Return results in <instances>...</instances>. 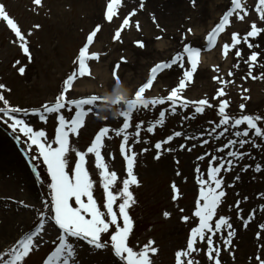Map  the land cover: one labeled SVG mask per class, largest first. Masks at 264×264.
I'll return each mask as SVG.
<instances>
[{"label": "snow or ice", "instance_id": "snow-or-ice-1", "mask_svg": "<svg viewBox=\"0 0 264 264\" xmlns=\"http://www.w3.org/2000/svg\"><path fill=\"white\" fill-rule=\"evenodd\" d=\"M36 8L43 7V0H33ZM193 8L197 7V0H190ZM123 0H106L105 10L102 18L107 22H113L118 16V10L123 7ZM145 8V0H139L137 8H132L126 13L120 11L119 18L122 19L112 36L113 42L123 43L122 32L125 29L135 28L137 32H142L141 22L133 18L138 11ZM252 6L248 0H230V6L223 11L219 20L207 32L206 43L196 45L194 41H189L191 35L195 37L196 32L193 27H187L181 34V48L175 51L169 58L155 62L150 68L148 75L134 90L133 94H121L117 88L116 98L102 96L97 93L88 95H76L74 85L77 80L88 77L94 78L89 65L90 60L99 62L101 56L108 55L107 52H89L90 46L94 44V39L102 31V24L96 23L86 34V42L79 49L78 55L72 61L73 70L66 76L62 83L61 90L51 101L44 102L38 108H25L13 106L9 99L0 91V122L7 125L15 135L17 141L23 137V143L27 145L26 151L31 153L35 147V155H30V159L40 160L46 169L48 181L47 192L41 200L42 210H37L38 219L33 226L25 230L14 243L0 249V264H26L27 258L41 247L51 244L54 247L42 258L41 264H82L78 249H82L81 241L86 244L93 254L100 252H110L113 257V264H154L153 256L158 254L159 249L156 242L149 239L142 247L131 246L130 236L135 227V221L130 214V209L138 203L132 190L133 186L139 187L140 180L135 173L138 153L134 146L137 144L151 143L142 138V133L154 134L158 127L162 128L166 124L168 115H179L178 109L185 110L181 123L195 120L197 115L204 114L206 109H212L216 113L217 119L207 121L209 127L198 130V135H187L184 131L174 130L164 138L157 140L152 148L155 149L154 159L159 160L165 153H173L176 148L171 147V143L176 138H183L185 143L178 145L180 150L192 152L199 146H207L210 141H216L219 146H215L213 151H205L198 155V161L208 160L206 172H201L199 165L195 168L196 182L198 184V196L194 201L191 215H181L180 219L185 224H191L186 236L185 244L174 253V264H222V251H227L231 259H236V249L233 239L237 231L233 226L232 217L218 215V209L222 205L227 193L225 191V180L221 175L223 172H232L237 166L240 172H247L253 168L256 173L264 172V159L255 162L252 157V150L258 149L264 153V111L248 110L247 101L251 99L247 93L248 88L240 85L238 111L230 110L233 100L227 99L226 89L229 85H235V79H225L217 74L212 77L218 87L211 97L205 93L201 98H189L185 95V90L194 82L195 74L201 63L200 55L203 50H211L217 43V38L226 28L234 22H248ZM50 11V9H49ZM255 18L251 19L250 29L243 35L239 31H232L230 43L222 45V55L227 58L230 51L235 49L234 55L238 58L233 69L240 68V61L246 65V75L242 80H264V0H255ZM0 17H2L10 29L14 32L16 41L23 53L29 60L32 54L29 49L27 36L32 35L29 31L27 36L21 27L11 18L6 11V6L0 3ZM151 19L155 28L160 34H153L156 41H162L167 29L162 27L157 21L155 14H151ZM189 22L192 17H188ZM40 24L33 25L39 29ZM259 38L260 43L254 41ZM246 45L247 55L239 47ZM134 45L141 50L147 48L144 38L134 39ZM20 61L17 60L16 64ZM127 63V57L121 55L112 69L114 85L121 83L119 71L121 64ZM180 70V75L169 90L167 95L147 96V90L151 89L158 78L171 71L173 68ZM259 69V74L254 75V71ZM24 67L19 68L23 74ZM216 73L220 72L219 66H214ZM229 77H234L235 72L230 69L227 73ZM6 85L0 83V90H5ZM11 92V89H6ZM104 104H117L120 106L118 116L122 123L118 127L104 123L94 134L84 150L73 146L72 136H79L80 130L86 125L89 116L107 121V117H101L100 107ZM192 109V115H188L186 110ZM153 110L158 114L151 120L140 119L142 112ZM65 112L68 115H65ZM30 114L38 115L39 121L47 124L49 117L54 116V135L49 138L45 128H36L30 122ZM134 131H130L133 129ZM121 138L119 153L125 162V178L120 181L122 187L118 191L113 188L119 180L118 174L110 170L106 163L102 150L105 147V140L112 139V135ZM207 137V138H204ZM192 143L190 146L188 142ZM259 141V142H258ZM167 146V147H166ZM248 149V150H246ZM150 148L142 147L141 152H148ZM74 152L75 159L70 165L69 154ZM94 156V163L100 178L103 189V202L100 203L94 196L96 181L92 179L87 167L89 155ZM252 157L253 163H241ZM115 157L113 156V159ZM179 164V160L175 161ZM36 176L40 179L41 186L45 181L40 175L38 168L33 163ZM179 176L181 173L176 172ZM205 176L207 178H205ZM237 174L233 182L226 186L231 188L235 182L240 180ZM173 192L172 200H178L181 192L176 182L171 183ZM236 195H239L237 193ZM258 198L264 200V191L258 193ZM11 199V198H9ZM249 198L243 197L246 202ZM25 208H34L24 201H16ZM241 200L235 201L237 219L242 222L245 229L250 223H257L258 230L255 232L257 241L256 251L248 257V264H264V216L257 221V208H252L244 216V209L240 207ZM259 211L264 213V203L258 205ZM232 205H229V210ZM180 213L185 209L180 208ZM171 212L165 211L163 216L168 218ZM51 224L56 230V236L52 240H45L46 226ZM107 237L105 239L104 237ZM217 240L220 243H217ZM202 257V258H201Z\"/></svg>", "mask_w": 264, "mask_h": 264}, {"label": "rangeland", "instance_id": "rangeland-1", "mask_svg": "<svg viewBox=\"0 0 264 264\" xmlns=\"http://www.w3.org/2000/svg\"><path fill=\"white\" fill-rule=\"evenodd\" d=\"M147 0H145V3ZM206 1H202L204 4ZM214 2V1H212ZM230 3V1H228ZM227 2V3H228ZM6 6V11L9 16L18 23L21 30L27 36L29 31L32 35L27 36L29 42V49L32 54L31 60L23 53L19 46V42L13 43L17 38L14 32L7 25V22L0 17V83L6 85V89H11V92L0 90L4 92V95L13 106H20L25 108H38L44 102L51 101L59 93L62 87V83L66 76L73 70L72 61L78 55L79 49L86 42V34L96 24H102V31L98 33L94 39V44L101 45L97 52L105 53L108 55L101 56L99 62L90 60L88 63L90 68L102 63V67L109 72L112 76V66L110 65L112 60H118L121 55L125 56V51L129 48H137L134 45L133 38L144 37L142 32H137L135 28L125 29L122 32L123 43L113 42L112 36L114 35L117 26L122 23V19L119 18V12L126 13L132 8H137L139 0H123V7L118 10V16L114 17L113 22H107L102 18V13L105 10L106 0H43V7L36 8L33 4V0H0ZM201 3V4H202ZM209 3V2H208ZM207 3V7H208ZM182 6L185 10L181 12V15L195 16L196 12L189 2V0H182ZM191 6V7H190ZM198 7V0H197ZM196 7V8H197ZM206 7V4H205ZM50 9V11H49ZM223 9V8H222ZM141 11H138L137 15L133 18L139 20ZM189 15V16H188ZM150 27L154 24L151 17ZM40 24L39 29L33 28V25ZM198 26V25H197ZM187 27H195L193 24L179 22L178 35L181 39V34ZM243 35V34H242ZM190 35L188 37L191 38ZM222 40L228 38L225 34L220 36ZM205 42V37H201ZM163 40L171 41L172 38H164ZM154 42H157L156 40ZM230 43V40H229ZM94 44L90 46L89 52L96 51ZM181 44V43H180ZM113 45H119V50L113 51L111 49ZM122 47V48H120ZM245 55L249 54L246 45L241 44ZM264 47V45L262 46ZM214 48V47H213ZM209 51L202 50L207 55L210 51L216 52V48ZM176 51L173 49L172 52ZM235 49L230 51L229 55L223 61L220 66V72L216 73L214 69L206 74L207 81H210V88L201 94L193 95V85L200 79L198 72L195 74L194 82L188 86L185 90V95L189 98H201L205 93L209 97L215 94L217 89L216 81L212 80L214 75H225L226 79H235V85H229L226 89L228 96L227 99L233 100L230 105V110L233 112L238 111V102L240 91L234 92V88L243 85L244 88H248L247 95L251 97L247 101L248 110H261L264 111V80H242L241 77L246 75V65L240 61V68L235 70V76L229 77L227 75L230 69H233L232 64H236L238 58L234 55ZM203 53V55H204ZM166 59V58H165ZM19 60L20 63L16 64ZM151 61V60H150ZM226 66V67H224ZM24 67L23 74L19 72V68ZM150 67H145L143 72H149ZM200 66H198V69ZM226 70V71H223ZM169 73V75H167ZM211 74V75H210ZM259 74V69L254 71V75ZM180 75V70L173 68L170 71L158 78L154 82L151 89L147 90L146 95L151 97L154 95H167L168 90L175 85ZM91 79L92 78H82ZM145 79V78H144ZM143 79V80H144ZM80 80V79H79ZM154 86H156L154 88ZM259 91L261 99L255 100L252 95L255 91ZM117 88L116 85H109V90L106 94L97 92L102 96L106 95L113 99L116 98ZM121 94H125L120 91ZM130 93L128 95H131ZM2 106V105H0ZM101 117H107L108 120L97 119L95 116H89L86 120V125L80 130L79 136H72L73 146L84 150L90 141L94 138L95 132L104 123L111 125L112 127H118L122 123L121 118L117 115L120 111V106L117 104H104L99 105ZM179 115H168L166 124L164 127H158L154 134L142 133V138L149 140V144H137L134 146L135 151L138 153L137 162L135 166V173L140 180V186H133L132 190L138 201L130 209V214L135 221V227L132 235L130 236L131 246L142 247L149 239L156 242V246L159 249L158 254L153 256L154 264H174L175 251L185 244L186 236L188 234L191 224H185L181 221V215H191L193 210L194 201L198 196V184L196 182L195 168L199 165L201 172H206L208 166L207 158L204 161H198L196 157L203 154L205 151H213L215 146H219L216 141H210L207 146H199L198 141L188 142L189 146L192 143H197L198 146L192 152L186 150H180L178 145L185 143L183 138H176L171 143V147L176 148L173 153H165L161 159H154L155 149L152 145L166 135L170 134L174 130L184 131L187 135H198V130L201 128L207 129L209 127L207 121L217 119L216 113L212 109H206L204 114L197 115L195 120H189L181 123L182 115L185 114V110L178 109ZM188 115H192L193 110H186ZM157 111L148 110L142 112L139 115L140 119L151 121L156 115ZM67 116L68 113L65 112ZM30 122L36 127H43L46 129L49 138L54 135L55 118L50 116L47 124L39 121L38 115L30 114ZM1 134L11 144L10 146L14 150L15 157L18 161H23L27 172L29 173L28 179L32 182V189H28L25 185L10 181L12 174L6 172L5 180L9 181V185L2 186L0 184V231L4 224L15 225L23 231L17 235L18 238L25 230L30 229L34 222L37 221V210H42L41 200L47 192L46 180L44 187L41 186L40 179L36 176V171L33 169L34 161L30 159V155H35L36 150L33 146L31 153L26 151L27 145L23 143V137L20 141H17L12 130L0 122ZM130 131H134L130 129ZM112 139L105 140V147L102 150L106 163L109 164L110 170L117 172L119 180L113 188V191H118L122 184V181L126 176L125 162L123 161L119 153V144L121 142L120 137H116L114 134ZM207 138V137H204ZM259 142V141H258ZM142 147L150 148V151L144 153L141 152ZM167 147V146H166ZM248 150V149H246ZM113 156L115 157L113 159ZM252 157H255V162H260L264 159V153H261L258 149L252 150ZM252 157H249L246 161L241 163H253ZM75 159V153L69 154L70 165ZM179 160V164L175 161ZM39 161L40 164L41 161ZM33 162V163H32ZM39 165V164H38ZM40 166V165H39ZM92 179L96 181L94 196L98 202H103V189L100 184V178L98 171L94 163V156L89 155L87 165ZM179 171L181 175L177 176L176 172ZM239 174L240 180L235 182L234 187H227V184L233 182L234 177ZM225 180L226 197L220 208L218 209V215H227L232 217V223L237 231V235L233 239V244L236 249V259L233 261L227 251H222V264H248V257L252 255L257 249V241L255 239V232L258 230L257 223L253 222L249 224V227L245 229L242 222L237 217L235 208V201L241 200L240 207L244 209V216L247 218V214L252 208H257V221L261 220V216L264 213L259 211L258 205L264 203V200L258 198V193L264 191V172L256 173L253 168H250L247 172H240V167L237 166L232 172L221 173ZM3 174L0 175V178ZM205 178H207L205 176ZM4 179H0V182ZM175 181L180 189L181 196L178 200H172L171 183ZM3 183V182H2ZM12 183V185H10ZM239 193V195H236ZM5 196V197H2ZM247 196L249 199L244 202L243 197ZM11 198V199H9ZM24 201L28 205H34V208H25L16 201ZM229 205H232V209L229 210ZM184 208L185 212L180 213L179 209ZM165 211L171 212L172 215L168 218L163 216ZM264 222V221H261ZM56 236V230L48 224L45 230V240H52ZM11 234L8 236L0 233V249H4L14 243L15 239H11ZM107 239V237H104ZM10 239V240H9ZM217 243H220L217 240ZM83 245L82 249H78L79 257L82 264H113V257L110 252H100L93 254L90 252L89 247L80 242ZM54 247L51 244L44 245L39 251L34 252L26 260V264H41L42 258H45L46 254ZM202 258V257H201Z\"/></svg>", "mask_w": 264, "mask_h": 264}, {"label": "bare ground", "instance_id": "bare-ground-1", "mask_svg": "<svg viewBox=\"0 0 264 264\" xmlns=\"http://www.w3.org/2000/svg\"><path fill=\"white\" fill-rule=\"evenodd\" d=\"M202 1H206V3L204 2L203 4ZM228 1L230 0H198V7L195 8L194 11H192L196 12V15H190L192 17V20L189 22L187 15H181V12L185 10V7H183L181 4L182 0H147V2L145 3V8L142 9L141 14L139 16V21H142L143 25L145 26V28H143L142 26V28L144 29V31L142 32L144 34V37L142 38L146 40L147 48L145 50H141L139 48L137 49L134 47L130 49L128 48L127 51H125L127 63L121 64V69L119 71L121 83L119 85H116V88H119V90L124 92L126 95L133 93L136 87L143 81L144 78L146 79L148 75L147 72H143V70H146V66H153L155 62H158L159 60L165 58H169L172 54L175 53V51L172 52L173 49H176L177 51L181 48L180 36L177 34L180 20L185 23V25L193 24L195 26L194 30L196 32V35L195 37L192 36L191 38H189V41H194L196 45L203 44L204 40H202L201 37L207 35V32L210 31V29L215 25V23L218 22L219 17L223 14V11H225L226 8L230 6V3ZM248 4L252 6V9L250 10V15L248 17V22L245 23L236 21L233 25L227 27L225 32L223 33L228 36V38L226 37L224 38V40L219 39V37L217 38L218 41L215 46L218 48H216L215 53L210 51L207 55H205V53L201 51V63L199 64L200 68L197 71L198 75L200 76V79L197 80L193 85V95L201 94L202 92L210 88L211 84L210 81L206 80V77H208L206 74H208V72H211L212 74L214 66H219L220 68L223 61L225 60V57L222 55L221 49L224 43H229L231 32L239 31L242 35L246 30L250 29L251 19L255 18V0H248ZM153 13L157 17V21L161 24V26L167 29V33L164 34V38H172L171 41L162 40L154 42L155 39L153 34L160 33L159 30L155 28L154 24L150 27V24L148 23V21L150 22V18L148 17H151V14ZM254 42L260 43L261 41L259 38H257ZM100 45V42L98 44H94L93 48L98 51ZM118 46L113 45L111 49H113V51H117L119 50ZM117 61H111L110 65L112 66V69ZM232 70L235 72L236 69ZM92 73L94 75V78H92V80L80 79L76 81L74 85L76 93L74 94L88 95L97 92L106 94V91L109 90V85H114L115 83L112 76L109 75V72L102 67V63H99V65H95L92 68ZM167 75H169V73H167ZM223 77L226 79L225 75H223ZM236 86L237 88H234V92L241 91L238 84H236ZM155 87L156 86H154V88ZM261 97L262 96L258 90L255 91L252 95V98L255 100H259L261 99ZM10 145L11 144H9V142L1 134L0 131V175L3 174V177H1L0 179H4L0 182V184L5 188L9 185V181L5 180L6 172L8 169V172H10L13 177L10 181H14L15 183H20L22 185L26 184L25 186L28 189H32V182L28 179V169L23 164V161H18L16 159L14 150ZM10 185H12V183H10ZM0 193H2L1 189ZM10 226L11 227L9 228L7 224L3 225L0 233L4 235V237L10 234L12 236L11 239L15 236L17 237L20 231L22 232L24 229L20 227L19 230L15 225Z\"/></svg>", "mask_w": 264, "mask_h": 264}]
</instances>
